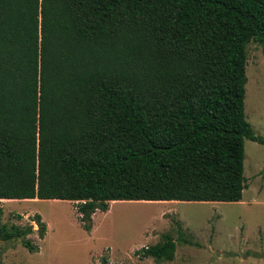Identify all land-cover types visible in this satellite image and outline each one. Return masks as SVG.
<instances>
[{
	"label": "trees",
	"instance_id": "obj_1",
	"mask_svg": "<svg viewBox=\"0 0 264 264\" xmlns=\"http://www.w3.org/2000/svg\"><path fill=\"white\" fill-rule=\"evenodd\" d=\"M250 42L264 0H0V199L75 201L86 229L110 201L241 200Z\"/></svg>",
	"mask_w": 264,
	"mask_h": 264
},
{
	"label": "rangeland",
	"instance_id": "obj_2",
	"mask_svg": "<svg viewBox=\"0 0 264 264\" xmlns=\"http://www.w3.org/2000/svg\"><path fill=\"white\" fill-rule=\"evenodd\" d=\"M244 113L256 135L264 137V52L247 45ZM246 188L236 202L110 201L97 210L86 229L77 202L59 199H0V221L25 228L38 251L20 239L0 240V264H264V144L244 140ZM46 224L39 238L33 221ZM169 234L175 242L171 261L140 254Z\"/></svg>",
	"mask_w": 264,
	"mask_h": 264
},
{
	"label": "bare ground",
	"instance_id": "obj_3",
	"mask_svg": "<svg viewBox=\"0 0 264 264\" xmlns=\"http://www.w3.org/2000/svg\"><path fill=\"white\" fill-rule=\"evenodd\" d=\"M113 202V201H112Z\"/></svg>",
	"mask_w": 264,
	"mask_h": 264
}]
</instances>
